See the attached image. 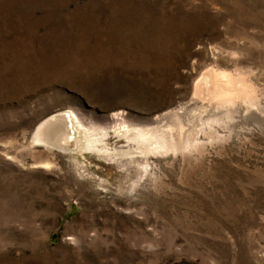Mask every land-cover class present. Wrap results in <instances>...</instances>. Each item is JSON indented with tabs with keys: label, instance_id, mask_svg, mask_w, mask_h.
I'll use <instances>...</instances> for the list:
<instances>
[{
	"label": "rangeland",
	"instance_id": "rangeland-1",
	"mask_svg": "<svg viewBox=\"0 0 264 264\" xmlns=\"http://www.w3.org/2000/svg\"><path fill=\"white\" fill-rule=\"evenodd\" d=\"M0 264H264V0H0Z\"/></svg>",
	"mask_w": 264,
	"mask_h": 264
},
{
	"label": "bare ground",
	"instance_id": "bare-ground-1",
	"mask_svg": "<svg viewBox=\"0 0 264 264\" xmlns=\"http://www.w3.org/2000/svg\"><path fill=\"white\" fill-rule=\"evenodd\" d=\"M221 75V74H220ZM226 75V74H224ZM225 77V76H224ZM223 78V76H222ZM220 78V79H222ZM219 79V78H217ZM229 79V78H228ZM232 79V78H231ZM230 80V79H229ZM218 82V81H217ZM216 82V83H217ZM224 82V80H223ZM222 82V83H223ZM219 83V82H218ZM226 83V82H225ZM223 83V84H225ZM234 83V82H233ZM222 84V86H223ZM231 84V83H230ZM220 86V85H219ZM217 87L216 92H222L223 94H229V91L225 88L222 87ZM227 86V85H226ZM215 87V86H214ZM230 88V87H229ZM231 89V88H230ZM199 84L197 85V92H199ZM236 91V90H235ZM221 94V93H220ZM236 94V93H234ZM222 95V94H221ZM233 95V93H232ZM242 96V95H241ZM217 98V97H216ZM219 99V97H218ZM226 99V97L224 98ZM231 100V99H230ZM52 119V118H51ZM50 119V120H51ZM116 119V118H115ZM48 120L47 122L39 125L38 131L36 132V142L39 143H49L53 144L63 150H68V149H77L78 147L80 148L81 146H85L87 150H95L97 149V142L101 140V137L97 138H91L90 136L92 133L90 131H87L86 134L89 136V138L85 141L78 138L76 133L78 134L77 129H80V126L77 125L79 121H75L73 117L69 114L65 115H58L53 118V120ZM50 121V122H49ZM42 123V122H41ZM92 125V124H91ZM97 127V126H96ZM137 131H139V134L142 136L144 140H146L143 136H148L149 134L146 132L144 127L138 128ZM103 134L102 136L107 135V131H101ZM153 133V132H152ZM94 134V133H93ZM139 135V136H140ZM152 135V134H151ZM156 135V134H155ZM154 135V136H155ZM99 136V135H98ZM153 136V137H154ZM151 137V136H149ZM139 138V137H137ZM157 138V137H156ZM142 139V141H143ZM148 139V138H147ZM158 139V138H157ZM139 140V139H138ZM153 140V139H152ZM165 140V139H164ZM161 141V140H160ZM144 142V141H143ZM146 142V141H145ZM162 142V141H161ZM159 145V144H158ZM162 145V144H161ZM159 148V147H158ZM163 148V147H162ZM69 151V150H68Z\"/></svg>",
	"mask_w": 264,
	"mask_h": 264
}]
</instances>
